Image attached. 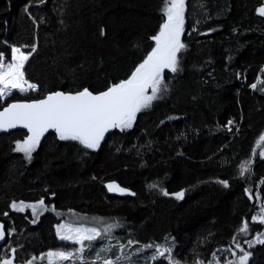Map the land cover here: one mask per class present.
Listing matches in <instances>:
<instances>
[{"label": "trees", "instance_id": "1", "mask_svg": "<svg viewBox=\"0 0 264 264\" xmlns=\"http://www.w3.org/2000/svg\"><path fill=\"white\" fill-rule=\"evenodd\" d=\"M185 2L181 70L163 73L168 92L137 113L132 128L114 129L95 151L49 132L31 161L13 151L25 131L0 134V222L6 233L12 232L0 257L14 248L18 264H47L41 254L71 249L57 239L54 227L69 212L77 216L70 223L119 221L122 227L113 235L124 243L129 238L174 241L177 257L186 258L187 264H193L194 252L204 264H223L232 256L220 251L239 252L237 243L253 253L250 264H264V245L249 249L237 236L242 221L251 217L260 182L259 195L264 194V160L257 143L264 134V17L256 12L264 0ZM161 5L162 0H46L43 5L37 0H0V51L10 61V45L30 52L35 43L37 50L24 72L38 85L36 91H13L0 109L53 91L88 87L95 93L127 79L154 46L149 37L159 30ZM249 158L252 173L241 177L239 166ZM108 182L134 196L110 195ZM246 188L253 199L245 195ZM181 190L182 199L171 195ZM41 199L38 217L31 209L10 207ZM249 229L250 240L263 228L249 223ZM110 243L115 245V240ZM136 247L124 251L133 253ZM152 251L133 259L146 264ZM117 254L114 248L113 258Z\"/></svg>", "mask_w": 264, "mask_h": 264}, {"label": "snow or ice", "instance_id": "2", "mask_svg": "<svg viewBox=\"0 0 264 264\" xmlns=\"http://www.w3.org/2000/svg\"><path fill=\"white\" fill-rule=\"evenodd\" d=\"M45 2L46 0H37L38 5H43ZM29 7L30 5L25 6L26 13ZM160 11L162 22L159 24V30L149 37L154 42V46L142 61L136 64L127 79L109 83L105 90L95 93L88 87H83L74 92H49L42 99L28 102L7 103V106L0 110V132H7L17 127L27 130L23 140L15 141L13 151L22 153L26 160L31 161L33 152L49 129L54 130L56 137L61 141H75L83 149L95 151L100 147L105 133L110 129H119L123 132L132 128L133 122L137 119V113L150 109L154 101L162 99L168 92V86L163 77L164 70L167 69L172 73L181 70L179 54L186 48V44L181 39L185 31L186 2L185 0H162ZM256 12L264 17V4L257 7ZM29 19H32L30 15ZM33 23H36L34 19ZM100 34H105L103 28ZM10 48V61L5 52L0 51V102L5 101L14 89L20 93L38 89L37 84L25 78L24 72L25 64L32 53L37 50V45L33 43L30 52H24L21 47L15 45H10ZM261 71H264V68ZM250 87L255 89L257 85L252 84ZM232 123V120L228 121L229 125ZM257 143L260 145L259 156L264 159V134H261ZM253 151L255 152L256 149ZM251 165L250 158L242 161L239 166V176L244 177L246 173L251 175ZM219 183L224 187L229 186L227 181L221 180ZM105 186L109 192H128V189L119 187L114 182ZM129 194L134 195V193ZM162 194L170 195L169 192L163 190ZM171 195L180 200L185 193L181 190ZM245 195H248L250 200L253 199L247 188ZM256 199L259 200L260 197L257 196ZM41 206H44L42 199L34 204L26 205L21 201L19 204L13 202L10 205L18 212H23L25 207L30 208L33 217L39 216L38 209ZM251 219L254 223L264 224V204L260 205V212L253 215ZM30 222L35 223L36 220L33 219ZM54 227L58 240L70 242L75 247L49 250L46 254H41L46 255L47 264H65V262H71V264H138L133 257L143 255L152 249L154 251L146 258V264L148 261L152 264H187L186 258L181 260L177 257L174 251L175 242L168 241L167 238L160 243L155 241L141 243L134 238H129L126 243L121 242L113 235L114 230L122 227L115 219L108 222L104 218L99 220L93 218V221L88 224L62 221ZM249 230L247 223L238 229L240 233ZM6 235L11 236L12 232L6 233L0 225V240H4ZM235 239L236 237H233V240ZM112 240H115V245L110 243ZM97 241L100 242L99 247H96ZM247 244L249 249L256 244L264 245V232H257L253 240L247 241ZM133 245L137 246L135 252L124 251L126 247L131 248ZM236 247L239 252L228 249L231 251L232 259H225L223 264H250L253 253L241 248L238 243ZM114 248L119 249V254L113 258ZM11 251L15 253L16 249L13 248ZM193 255V264H204L202 260L195 258L199 253L194 252ZM213 260H216L215 253H213ZM0 264H14V257H0ZM27 264H33V262L28 261ZM209 264L213 262L210 260ZM216 264H220V261L216 260Z\"/></svg>", "mask_w": 264, "mask_h": 264}, {"label": "rangeland", "instance_id": "3", "mask_svg": "<svg viewBox=\"0 0 264 264\" xmlns=\"http://www.w3.org/2000/svg\"><path fill=\"white\" fill-rule=\"evenodd\" d=\"M13 91H17V92H19L18 90H13ZM29 91H31V90H29ZM20 93V92H19ZM25 93V92H24ZM261 158V157H260ZM262 159V158H261ZM264 160V159H263ZM262 187V182H260L259 184H258V186L255 188V198H254V200H255V203H254V209L251 211V217L253 216V215H256V214H258L259 212H260V205L261 204H264V194L261 196V195H259V190H260V188ZM257 196H259L260 197V199L259 200H257L256 199V197ZM27 205V204H26ZM25 209H30V208H27V207H25ZM24 209V210H25ZM13 210V209H12ZM13 211H15V210H13ZM78 216H80V215H78ZM77 216H75V215H72V214H70L69 212H64L63 213V215H62V217H61V221L60 222H62V221H64V222H69V221H77V218H76ZM251 217H250V219L247 221V220H244V221H242V224H241V226L244 224V223H247L248 225H249V223H254L253 221H252V219H251ZM79 219H81V218H79ZM82 221H83V219H82ZM59 222V223H60ZM258 223V222H257ZM260 224V223H259ZM262 225V231L261 232H264V224H261ZM240 226V227H241ZM239 227V228H240ZM257 234V233H256ZM256 234H254L253 235V237L249 240V239H246V237H247V232H245V233H240L239 231L237 232V236L239 237V238H241L242 240H243V243L244 244H246L247 246H248V244H247V241H251V240H253V238L256 236ZM60 241V240H59ZM113 241V240H112ZM62 242H64V241H62ZM66 243H68V244H71L70 242H66ZM72 245V247H75V245H73V244H71ZM257 245V244H256ZM98 247H99V245H98ZM126 249H127V247H126ZM228 249H231V248H224V249H222L220 252H226V251H228ZM231 251H234L233 249H231ZM231 251H228V252H230L231 253ZM46 254V253H45ZM94 254V253H93ZM45 259H46V263H47V258H46V255H45ZM15 260H16V258H15ZM65 264H70V262H65Z\"/></svg>", "mask_w": 264, "mask_h": 264}, {"label": "water", "instance_id": "4", "mask_svg": "<svg viewBox=\"0 0 264 264\" xmlns=\"http://www.w3.org/2000/svg\"><path fill=\"white\" fill-rule=\"evenodd\" d=\"M165 71H168L167 69H165L164 70V72ZM42 99V98H41ZM16 102H28V101H16ZM12 103H14V102H12ZM7 106V105H6ZM6 106H4V107H6ZM4 107H2L0 110H3V108ZM15 130H22V131H25L26 132V134H27V130L26 129H23V128H20V127H17V128H14V129H9L7 132H0V134H5V133H9V132H12V131H15ZM114 129H110L108 132H106L105 133V136H104V139L113 131ZM49 132H54V130H52V129H49L48 130V132H46L45 134H44V136L42 137V138H44L46 135H47V133H49ZM41 138V139H42ZM103 139V140H104ZM102 140V141H103ZM101 141V142H102ZM108 183H113V182H108ZM108 183H106V185L108 184ZM115 184H117L118 185V183H116V182H114ZM119 186V185H118ZM119 187H121V186H119ZM123 188V187H122ZM106 189H107V187H106ZM107 191H108V189H107ZM108 193L110 194V195H113V196H116V197H133L134 195H132V194H129V193H132L130 190H128V192H126V193H119V192H117V191H113V192H109L108 191ZM0 225H2L3 226V228H4V230H5V225L2 223V222H0ZM6 240H7V236L5 237V239L4 240H0V250H1V248L4 246V244L6 243ZM9 256H12V257H14V264H18V263H16V260H15V253H13L11 250L9 251ZM24 264V263H23Z\"/></svg>", "mask_w": 264, "mask_h": 264}]
</instances>
